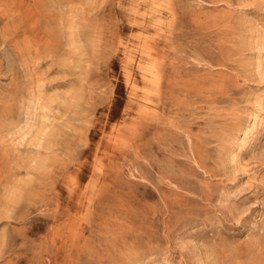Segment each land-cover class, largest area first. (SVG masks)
<instances>
[{"label": "rangeland", "instance_id": "1", "mask_svg": "<svg viewBox=\"0 0 264 264\" xmlns=\"http://www.w3.org/2000/svg\"><path fill=\"white\" fill-rule=\"evenodd\" d=\"M217 1L0 0V264H264V0Z\"/></svg>", "mask_w": 264, "mask_h": 264}, {"label": "bare ground", "instance_id": "2", "mask_svg": "<svg viewBox=\"0 0 264 264\" xmlns=\"http://www.w3.org/2000/svg\"><path fill=\"white\" fill-rule=\"evenodd\" d=\"M219 1V0H218ZM217 1V3H219ZM216 2V1H215ZM222 2V1H221ZM163 3V2H162ZM166 5V4H165ZM155 7H157V6H155ZM159 8V7H158ZM172 8V7H171ZM173 9V8H172ZM167 10V9H166ZM170 10V9H169ZM155 12H156V9H152L151 11H150V14L149 15H154L155 14ZM141 16L140 17H142L143 15L142 14H140ZM139 16V15H138ZM149 17V16H148ZM152 17V16H151ZM168 17V16H167ZM144 18V17H143ZM166 18V17H165ZM149 19H150V17H149ZM148 18L146 19V20H149ZM127 20V19H126ZM152 20V19H151ZM154 20V19H153ZM152 20V21H153ZM155 21H157L156 19L153 21L154 22V24H157ZM159 21V20H158ZM36 22V21H35ZM134 22V21H133ZM141 22V21H140ZM152 22V23H153ZM163 23V22H162ZM166 23V22H165ZM140 24V23H139ZM143 24H141V26H142ZM147 25V24H146ZM157 25H159V24H157ZM105 26H107V25H105ZM104 26V27H105ZM164 26V25H163ZM162 26V27H163ZM155 27H157V26H155ZM106 28V27H105ZM105 28H102V29H105ZM107 29H108V27H107ZM151 29V28H150ZM160 31V30H159ZM164 31V30H163ZM166 32V31H165ZM156 34V33H155ZM103 36H104V34H103ZM106 36V35H105ZM147 36V35H146ZM167 36V35H166ZM164 37V36H163ZM170 37V36H169ZM38 38V37H37ZM145 39V38H144ZM148 40V39H147ZM161 40V39H160ZM166 40V39H165ZM48 41V40H47ZM103 41V40H102ZM138 41V40H137ZM119 42V41H118ZM47 43V42H46ZM98 43H99V41H98ZM100 43H102V42H100ZM48 44H49V41H48ZM104 45H106V44H104ZM118 45V44H117ZM48 47V46H47ZM100 49V48H99ZM130 52V51H129ZM98 54H99V52H98ZM129 54V53H128ZM141 54H143L144 56H146V57H148V59H150L151 58V53L149 52V51H147V50H141ZM107 59H105V61H106ZM162 65V64H161ZM141 72L143 73V79L145 78L146 79V81L148 82V84H149V87H147V89L145 90V93L147 94V95H151V94H154L155 92H156V89L158 88V85H159V83H160V80H161V69H160V67H159V63L157 62V61H155V60H152V59H150V61L148 62V64H146V65H144L142 68H141ZM125 72V71H124ZM125 73H128V72H125ZM128 76H129V73H128ZM125 79H127L126 78V76H125ZM112 80V79H111ZM144 82V81H143ZM102 83V82H101ZM128 85V84H127ZM126 85V86H127ZM133 85V84H132ZM113 86V85H112ZM194 87V86H193ZM140 89H142V88H140ZM134 90V89H133ZM134 91H136V90H134ZM134 91H132V92H134ZM158 91V90H157ZM131 92V91H130ZM141 93V92H140ZM130 95H131V93H130ZM134 95V94H133ZM144 95V94H143ZM134 97V96H133ZM141 97H142V95H141ZM146 97V96H145ZM147 98V97H146ZM140 100H142V99H140ZM145 101V100H144ZM147 102H150V99H147L146 100ZM145 101V102H146ZM145 105V104H144ZM44 106V105H43ZM182 106V105H181ZM184 106H185V104H184ZM183 106V107H184ZM39 107V106H38ZM127 107V106H126ZM26 108V107H25ZM43 108V107H42ZM128 109V108H127ZM31 111V110H30ZM44 111V110H43ZM122 113V112H121ZM135 115V114H134ZM131 116V115H130ZM37 117V116H36ZM35 118V117H34ZM39 118V117H38ZM135 118V117H134ZM43 119V118H42ZM45 119V118H44ZM258 124H259V119L258 118H254L253 119V121L251 122V124H249L243 131H242V133H241V135H240V137H238L237 139H236V143H235V147L238 149V150H241L245 145H246V142H247V140L251 137V135L252 134H255L256 133V131H257V127H258ZM84 125H85V123H84ZM87 126H89V125H87ZM87 129V128H86ZM46 131V130H45ZM133 131H134V128H132L130 131H129V135H132V133H133ZM27 133V132H26ZM27 137V136H26ZM24 138V137H23ZM45 138V137H44ZM23 142V141H22ZM41 142V141H40ZM32 144V143H31ZM37 147V146H36ZM234 159V158H233ZM97 171L98 172H101L102 171V166L101 165H99L98 167H97ZM98 174V173H97ZM108 175V174H107ZM99 176V175H98ZM105 176H106V174H105ZM99 178V177H98ZM108 178V177H107ZM116 181V180H115ZM73 182V184L74 185H76L75 187H69L68 188V190H69V195H73L74 194V192L76 191V189L78 188V182L77 181H72ZM115 183V182H114ZM8 184H10L11 185V183H8ZM13 184V183H12ZM94 188H95V186H94V183L92 184V186H90V188H89V190H87V191H85V195H84V197H83V201L81 200L80 202H79V206L77 207V211H76V213H74L73 215H69L68 214V212H67V214H68V218L67 219H65V221H64V224H63V226L61 227V229H60V231H61V233L63 232V231H65V232H67V233H69L70 234V236H68V237H73L72 239H74V237H75V239H77L79 236H80V233L82 232V222H83V220H84V218L82 217L83 215H82V210H84V207L86 206V204L87 205H89L90 203H91V197L90 196H87L88 195V191H93L94 190ZM97 205H98V203H97ZM107 206V205H106ZM96 210V209H95ZM11 211V210H10ZM115 224H117V223H115ZM122 225V224H121ZM124 226V225H123ZM122 226V227H123ZM120 228H121V226H120ZM60 232H58V235H60L59 234ZM63 235V234H62ZM66 235V234H65ZM67 237V236H66ZM60 238V237H59ZM67 239H69V238H67ZM65 240V239H64ZM72 241V240H71ZM118 246V245H117Z\"/></svg>", "mask_w": 264, "mask_h": 264}]
</instances>
